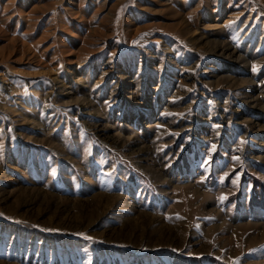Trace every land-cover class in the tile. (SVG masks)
Returning a JSON list of instances; mask_svg holds the SVG:
<instances>
[{
	"label": "rangeland",
	"instance_id": "374dc122",
	"mask_svg": "<svg viewBox=\"0 0 264 264\" xmlns=\"http://www.w3.org/2000/svg\"><path fill=\"white\" fill-rule=\"evenodd\" d=\"M0 264H264V0H0Z\"/></svg>",
	"mask_w": 264,
	"mask_h": 264
}]
</instances>
